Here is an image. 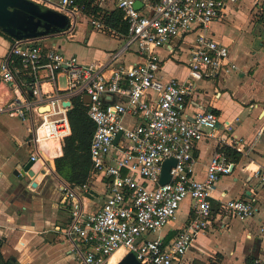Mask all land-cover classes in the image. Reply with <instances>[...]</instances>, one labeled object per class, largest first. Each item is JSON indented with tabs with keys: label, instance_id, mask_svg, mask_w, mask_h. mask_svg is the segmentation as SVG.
Instances as JSON below:
<instances>
[{
	"label": "built area",
	"instance_id": "2783aa9c",
	"mask_svg": "<svg viewBox=\"0 0 264 264\" xmlns=\"http://www.w3.org/2000/svg\"><path fill=\"white\" fill-rule=\"evenodd\" d=\"M31 1L66 15L69 27L47 37L10 40L0 62V115L20 121L35 115L29 159L33 163L53 160L71 135L67 116L71 98H79L94 125L90 177H101L107 190L100 210L89 212L87 201L93 195L87 184L63 185L62 202L68 208L69 222L66 228L55 230L73 244L81 264H112L119 251V261L133 254L139 264H182L197 235L211 225L216 182L230 175L236 162L226 157L223 148L245 152L244 142L232 138L237 119L220 124L208 110L195 112L191 120L185 115L196 81L238 70L228 47L216 41L209 29L229 5L240 0H91L87 11L76 0ZM108 2L126 24L123 47L106 62L85 63L62 53L58 42L73 38L81 13H87L91 28L103 29L96 16L100 14L94 12L96 8L104 11ZM136 3L141 4L139 9ZM253 4L261 10L264 0H253ZM190 34L195 37L186 80L164 79L158 51ZM129 55L133 58L127 63L124 57ZM59 74L64 76L68 95L58 89ZM118 134L120 139L113 146ZM202 140L215 142L216 149L199 180L194 150ZM169 158L176 163L169 171V182L161 186V166ZM254 175L264 183V166ZM185 200L190 201L188 223L172 240H163L160 231L175 220ZM254 212L244 200L226 201L220 210L242 221Z\"/></svg>",
	"mask_w": 264,
	"mask_h": 264
},
{
	"label": "crops",
	"instance_id": "0c3cea01",
	"mask_svg": "<svg viewBox=\"0 0 264 264\" xmlns=\"http://www.w3.org/2000/svg\"><path fill=\"white\" fill-rule=\"evenodd\" d=\"M105 6V10H115L112 2ZM222 21L228 26L223 28ZM103 30L85 28L78 33L75 30L71 40L58 42L59 50L74 42L68 55H75L85 63L106 62L123 47L125 37ZM101 31L109 36L104 42L106 49L96 47L102 46L101 43L94 45ZM209 32L228 47L230 60L238 70L229 76L196 81L185 115L191 120L195 112L208 110L217 116L220 124L237 119L232 126V138L244 142L245 152L238 154L231 174L216 182L211 198V225L197 235L182 264H246L248 258L264 264V183L254 175L264 166V6L258 10L253 0L229 5L221 19L211 24ZM191 35L194 34L180 36L158 51L164 79L186 80L194 46L189 39ZM9 47L10 40L0 34V62ZM132 58L126 56L124 61L128 63ZM64 80L63 74L57 75L58 89L68 95ZM74 99L79 98H71V102ZM36 122L35 115L26 121L0 115V264H81L73 244L55 230L66 228L69 222L68 208L62 202L61 188L70 185L66 180L63 150L56 159L43 158L33 163L29 171L33 177L27 182L12 175L30 161L33 146L29 141ZM249 144L252 146L248 151ZM215 149V142L197 143L194 150L197 179L204 178ZM86 184L93 195L87 201L88 211L96 212L107 198L105 182L89 174ZM230 200L249 202L254 215L242 221L220 213L224 202ZM190 217V201L185 200L175 220L160 231V238L172 240ZM120 255L116 253L113 259L118 262Z\"/></svg>",
	"mask_w": 264,
	"mask_h": 264
},
{
	"label": "water",
	"instance_id": "95a60500",
	"mask_svg": "<svg viewBox=\"0 0 264 264\" xmlns=\"http://www.w3.org/2000/svg\"><path fill=\"white\" fill-rule=\"evenodd\" d=\"M136 9L141 7L136 3ZM69 27L66 15L54 10L39 6L31 0H0V31L11 40L36 39L47 37ZM65 106L68 103L64 104ZM121 134L113 141L116 146ZM173 158L166 159L161 166L158 184L165 185L169 182V171L175 165ZM33 166L32 161L20 166L12 175L20 181H29L33 173H29ZM33 186L35 184H32ZM117 264H139L133 254H127Z\"/></svg>",
	"mask_w": 264,
	"mask_h": 264
},
{
	"label": "trees",
	"instance_id": "16d2710c",
	"mask_svg": "<svg viewBox=\"0 0 264 264\" xmlns=\"http://www.w3.org/2000/svg\"><path fill=\"white\" fill-rule=\"evenodd\" d=\"M80 5H84L86 11L90 8L91 0H76ZM85 11V10H84ZM97 8L95 12H98ZM101 12V11H100ZM100 17L103 23V29L109 30L114 34L117 33L125 37L127 27L123 20L122 14L118 10H104ZM0 34L8 38L1 31ZM72 107L68 110L67 116L71 127V135L67 137L62 144L63 156L65 166L67 168V182L72 186L81 187L85 185L89 179L90 174V157L89 145L91 137L94 132V125L86 115V110L79 99H74L71 102ZM223 153L227 158L237 161L238 154L230 148L224 147ZM254 258H248L246 264H255ZM2 264V263H1ZM203 264V263H194Z\"/></svg>",
	"mask_w": 264,
	"mask_h": 264
},
{
	"label": "rangeland",
	"instance_id": "374dc122",
	"mask_svg": "<svg viewBox=\"0 0 264 264\" xmlns=\"http://www.w3.org/2000/svg\"><path fill=\"white\" fill-rule=\"evenodd\" d=\"M98 13L101 15V12L100 11H98ZM221 24H222L221 26L223 28H225V27L228 26L227 23L224 22V21H222ZM85 28H87L88 30L89 29L91 30L89 24L87 23V13H84V14L81 13L80 14V19L78 20V24L76 25V29L75 30L78 33V32H81V31L85 30ZM97 34L99 35V37L97 38V40H96V42H95L94 45H96L97 43H101L102 46H97L96 45V47H100L101 49H106L105 46H104V42H106L105 40H107L109 38V36L106 35V34H104V33H102V31L101 32H98ZM194 37H195V35L189 36V39H190V42L191 43H194ZM74 44L75 43L73 42V43H70V45H68V46H63V50H61V52L62 53H66V54H71V49L74 47ZM112 264H116V260H113Z\"/></svg>",
	"mask_w": 264,
	"mask_h": 264
},
{
	"label": "bare ground",
	"instance_id": "6f19581e",
	"mask_svg": "<svg viewBox=\"0 0 264 264\" xmlns=\"http://www.w3.org/2000/svg\"><path fill=\"white\" fill-rule=\"evenodd\" d=\"M117 253H119V254H121L122 252L121 251H119V252H117ZM118 257V256H117ZM115 262V261H114Z\"/></svg>",
	"mask_w": 264,
	"mask_h": 264
}]
</instances>
